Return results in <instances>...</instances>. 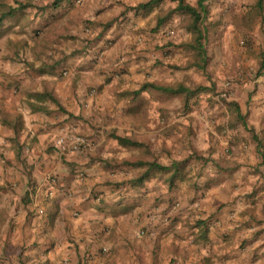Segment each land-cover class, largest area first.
I'll use <instances>...</instances> for the list:
<instances>
[{"label": "crops", "instance_id": "1", "mask_svg": "<svg viewBox=\"0 0 264 264\" xmlns=\"http://www.w3.org/2000/svg\"><path fill=\"white\" fill-rule=\"evenodd\" d=\"M22 11L0 29V264H264V7L251 50L258 72L251 74V60L227 85H220L225 74L213 76L214 85L195 75L211 105L182 104L192 116L176 122L178 140L169 130L170 97L130 93L143 82L164 83L156 74L108 73L105 64L102 74H44L59 62L40 71L47 47L35 36L43 26L33 15L27 23ZM16 56L25 61L16 65ZM153 60L131 67L145 71ZM213 88L227 90L218 95H228L224 104L208 98ZM42 91L61 109L34 95ZM231 101L250 129L233 120ZM120 115L139 145L110 135L128 136L118 130ZM185 127L193 135L181 137ZM72 130L90 137L83 152L56 146ZM189 158L197 162L186 167L189 177L172 185L164 173L132 183L142 168L122 163Z\"/></svg>", "mask_w": 264, "mask_h": 264}, {"label": "rangeland", "instance_id": "2", "mask_svg": "<svg viewBox=\"0 0 264 264\" xmlns=\"http://www.w3.org/2000/svg\"><path fill=\"white\" fill-rule=\"evenodd\" d=\"M142 1L147 0H100V2L98 0H0V10H5L9 5L17 7L20 4L36 5L39 9H43L42 14H39L38 12L41 13V11L37 9L38 15L34 16L33 8L27 6L25 7L26 16L22 18L26 19L28 23V19L33 15L32 18L37 17V20H40L38 24L43 26L41 32L35 36L37 44L47 47L44 49V53H41L38 68L49 71L51 70L49 65L54 64L55 61L59 62L54 72L44 74L64 76L66 74H102L103 64H105L104 70L108 73L156 74V82L164 81V83L172 84L177 81L190 80V87L195 88L201 85L208 86L206 83L195 82V75L214 85L216 81L214 80L213 83L212 77L215 76L217 79V76L225 74L224 77H220L222 82L220 85L223 83L227 85V82L231 83V80L235 78V74L245 73L243 64L248 62L247 65L250 66L252 65L251 60L256 63V67L252 66L255 70H251V74L258 72L256 70L259 59L251 54V50L260 35L257 29L260 13L250 15L246 10L243 11L245 8H252L255 0L206 1L209 8L206 20L209 23V37L206 44L208 60L204 69L192 66L193 51L180 46L182 42H189L192 39L191 33L186 29L189 20L186 14L178 11L171 12L163 24L156 25L157 16L167 14L168 10L176 6V2L162 0L148 13L135 14L132 7ZM184 1L190 5H196V0ZM49 18L54 19L48 22ZM31 20L32 26L33 21ZM27 25L29 26L30 23ZM26 36L30 38V41L34 40V36H28L27 32ZM148 42L150 48L147 47ZM142 45L143 47H141ZM14 52L17 53V50ZM152 55L154 60L145 65V71H142L141 68L131 67L135 60L142 58L146 62ZM31 56H33L32 53ZM5 59V55L4 57L0 56V66ZM110 59L111 62H108ZM22 61L25 60L16 56L14 63L17 65ZM111 63L114 64L112 67L109 66ZM127 80L131 82L128 77ZM214 89L215 92L208 98L213 97L224 104L223 97L225 99L228 95L225 93L221 96L218 95L227 90H217L216 88L212 90ZM216 92L218 93L216 94ZM199 93L187 100V108L190 109V103L193 106L205 104L210 107L212 99H206L207 97L205 98L202 94L198 95ZM169 103L170 120L174 122L169 127L170 135L171 138L178 140L180 127L176 122L183 118L188 121L192 115L184 116L186 107L181 108L182 97L172 96ZM114 108L115 106L112 105V110L108 108L105 113H114ZM119 118L121 128L118 130L131 136L133 128L130 124L127 126L125 117L120 115ZM183 130L187 134H182L181 137H189L193 132L191 128L185 127ZM69 133L84 136L88 140L90 138L75 130ZM190 162L191 164L197 163L193 159L189 161V164Z\"/></svg>", "mask_w": 264, "mask_h": 264}, {"label": "trees", "instance_id": "3", "mask_svg": "<svg viewBox=\"0 0 264 264\" xmlns=\"http://www.w3.org/2000/svg\"><path fill=\"white\" fill-rule=\"evenodd\" d=\"M162 0H147L137 3L135 6L132 7L133 12L135 14L143 13L146 14L150 10H152L155 6L159 4ZM175 1L176 6L173 9L168 10V13L163 16L158 15L156 18V25L160 26L163 24L166 19L168 18V14L174 11H178L180 13H184L188 16L189 20L186 24V29L191 33L192 39L189 42H182L180 46L184 48H189L193 51L194 59L192 61V66H195L199 69H204L205 64L208 60V55L206 52V44L208 42V34H209V23L206 22L209 8L206 1L208 0H196V5H190L185 3L184 0H170ZM1 4V3H0ZM29 5H19L17 7L14 6H7L5 10H0V29L8 19V17H12L16 14L23 13V8ZM54 6V5H53ZM56 6V5H55ZM264 7V0H255L252 8H250L249 14H259ZM41 14H42V8ZM130 9V8H129ZM1 33V31H0ZM43 71V70H40ZM146 89H153L159 91L161 94H164L168 97L172 96H179L183 98V106L187 105V100L195 95L196 93L205 90L206 86H198L195 88H191L186 85L182 81H177L174 83H154V82H143L138 89L132 90L130 93L133 95L138 94L142 90ZM35 96L38 98H47L50 99L52 102L57 104V106L61 109V106L58 104L57 100L47 91L37 92L34 93ZM235 107L236 114L234 115V119L236 122H240L242 125L246 127V129H250V126L246 124L244 116L239 113V110L236 107L235 102H230ZM110 135L115 138L119 144L121 145H139L137 141L132 140L129 136H120L115 134L114 132L110 133ZM189 159L184 160H173L170 164H162L155 160L153 161H146L142 159L137 160H124L122 161L125 165H130L134 167L142 168L141 172L136 176L132 183H140L145 178L151 176L154 173L158 174H166L168 176V183L172 185L174 180L177 178H185L189 177L188 170L186 169L189 166ZM191 167V166H190ZM131 182V181H130Z\"/></svg>", "mask_w": 264, "mask_h": 264}, {"label": "built area", "instance_id": "4", "mask_svg": "<svg viewBox=\"0 0 264 264\" xmlns=\"http://www.w3.org/2000/svg\"><path fill=\"white\" fill-rule=\"evenodd\" d=\"M89 143L86 137L73 133L61 135L55 140L56 146L63 149L70 148L73 151H82L88 147Z\"/></svg>", "mask_w": 264, "mask_h": 264}]
</instances>
